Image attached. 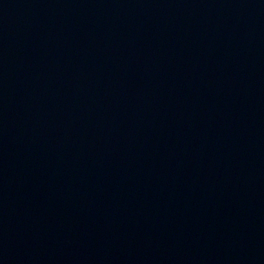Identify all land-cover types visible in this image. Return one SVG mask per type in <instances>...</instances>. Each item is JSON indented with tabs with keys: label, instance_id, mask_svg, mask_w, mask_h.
I'll return each mask as SVG.
<instances>
[{
	"label": "water",
	"instance_id": "obj_1",
	"mask_svg": "<svg viewBox=\"0 0 264 264\" xmlns=\"http://www.w3.org/2000/svg\"><path fill=\"white\" fill-rule=\"evenodd\" d=\"M0 264H264V0H0Z\"/></svg>",
	"mask_w": 264,
	"mask_h": 264
}]
</instances>
